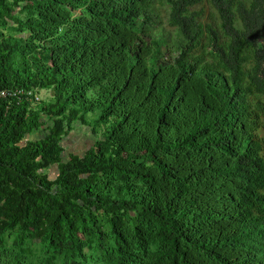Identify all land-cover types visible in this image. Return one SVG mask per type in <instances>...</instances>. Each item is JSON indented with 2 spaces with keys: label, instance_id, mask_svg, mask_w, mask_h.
I'll return each instance as SVG.
<instances>
[{
  "label": "trees",
  "instance_id": "1",
  "mask_svg": "<svg viewBox=\"0 0 264 264\" xmlns=\"http://www.w3.org/2000/svg\"><path fill=\"white\" fill-rule=\"evenodd\" d=\"M3 89L0 264H264V0H0Z\"/></svg>",
  "mask_w": 264,
  "mask_h": 264
},
{
  "label": "rangeland",
  "instance_id": "2",
  "mask_svg": "<svg viewBox=\"0 0 264 264\" xmlns=\"http://www.w3.org/2000/svg\"><path fill=\"white\" fill-rule=\"evenodd\" d=\"M44 99L50 98L51 94L47 90H43ZM93 116L92 114H90ZM44 133L43 130L36 132L32 137L38 138ZM95 135L93 134L91 128L82 123H78L76 127L73 128L70 135L65 139L64 145L66 147L65 156H69L70 153L76 152L78 154H83L88 148H90L95 140ZM57 166H54L50 170V175L54 178L57 175Z\"/></svg>",
  "mask_w": 264,
  "mask_h": 264
},
{
  "label": "built area",
  "instance_id": "3",
  "mask_svg": "<svg viewBox=\"0 0 264 264\" xmlns=\"http://www.w3.org/2000/svg\"><path fill=\"white\" fill-rule=\"evenodd\" d=\"M19 92L22 93L21 90H18V91H16V92H14V94L16 95V94L19 93ZM10 94H12V91H10V90H7V89L0 90V98H1V97H6V96H8V95H10ZM37 98L39 99V96H37Z\"/></svg>",
  "mask_w": 264,
  "mask_h": 264
}]
</instances>
